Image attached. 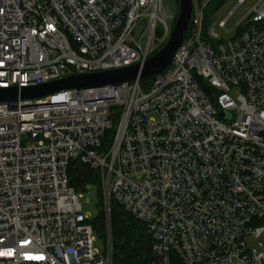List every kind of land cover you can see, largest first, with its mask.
<instances>
[{
    "label": "built area",
    "instance_id": "built-area-1",
    "mask_svg": "<svg viewBox=\"0 0 264 264\" xmlns=\"http://www.w3.org/2000/svg\"><path fill=\"white\" fill-rule=\"evenodd\" d=\"M163 1L0 0V90L19 91L0 101V264H112V200L146 227L152 264H264V0L233 28L234 12L220 21L221 43L215 28L204 38L212 0H193L182 45L147 90L20 96L144 65L177 19ZM72 160L100 172L105 253L69 184Z\"/></svg>",
    "mask_w": 264,
    "mask_h": 264
},
{
    "label": "trees",
    "instance_id": "trees-1",
    "mask_svg": "<svg viewBox=\"0 0 264 264\" xmlns=\"http://www.w3.org/2000/svg\"><path fill=\"white\" fill-rule=\"evenodd\" d=\"M230 0H212L204 11L206 19L218 13ZM205 28V27H204ZM207 39V37H204ZM153 78L141 81L144 90L149 89ZM114 131L107 133L103 147L111 146ZM69 184L77 193L85 194L88 187L95 188L98 196V212L90 223L95 233L108 243L107 216L104 208L103 191L100 172L90 169L80 160H72L68 166ZM111 233H112V264H152V238L146 232V227L130 214L126 213L114 200L111 201ZM174 264H181L177 259Z\"/></svg>",
    "mask_w": 264,
    "mask_h": 264
},
{
    "label": "water",
    "instance_id": "water-1",
    "mask_svg": "<svg viewBox=\"0 0 264 264\" xmlns=\"http://www.w3.org/2000/svg\"><path fill=\"white\" fill-rule=\"evenodd\" d=\"M193 15V0H179V13L174 24L172 33L164 45L153 57H151L144 65L137 64L119 70L95 74H75L69 78L38 86L35 88L23 89L21 91L22 99H38L44 98L51 94L70 90V89H87L98 88L108 85H120L124 83H133L137 80L153 78L164 72L171 64L176 52L182 45ZM202 88L210 93L200 77H196ZM0 90V101L17 99L19 97L18 89L10 92ZM224 118V113L219 115Z\"/></svg>",
    "mask_w": 264,
    "mask_h": 264
},
{
    "label": "rangeland",
    "instance_id": "rangeland-1",
    "mask_svg": "<svg viewBox=\"0 0 264 264\" xmlns=\"http://www.w3.org/2000/svg\"><path fill=\"white\" fill-rule=\"evenodd\" d=\"M259 1L260 0H246V2L243 5L238 6L239 0H230L218 13H214L213 15H211L210 18L206 19V23L204 24L205 27L204 37H207V34L210 33L213 28H215L222 38L214 39V42L215 43L223 42L224 33L223 30H221L218 27L219 22L225 20L227 17L231 15L232 12H234V15L229 19L228 28L235 27L245 18L247 13L251 11ZM163 2L167 8H169L172 12H176L178 16L179 0H164ZM205 2L206 0H200L201 5H204ZM165 44L166 42L162 43L158 47L156 52L161 50ZM92 191H95V188H93ZM83 205H84V209L87 212H90L93 218L94 216H96L99 209L98 196H93L85 193L83 198ZM96 236H97V242L95 244V249L100 253H105L107 251V246L105 245L103 240L99 238L97 234Z\"/></svg>",
    "mask_w": 264,
    "mask_h": 264
}]
</instances>
